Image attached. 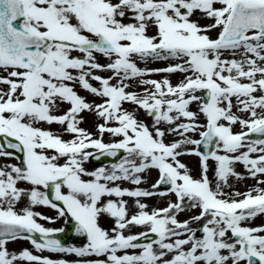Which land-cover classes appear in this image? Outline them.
I'll return each instance as SVG.
<instances>
[{
    "label": "snow or ice",
    "instance_id": "obj_1",
    "mask_svg": "<svg viewBox=\"0 0 264 264\" xmlns=\"http://www.w3.org/2000/svg\"><path fill=\"white\" fill-rule=\"evenodd\" d=\"M101 156L118 162L85 167ZM247 179L255 185L235 190ZM169 196L162 208L143 202ZM37 206L86 243L54 238L64 229L39 223L55 221ZM260 216L264 0H0V264H69L9 251L17 240L78 264H264Z\"/></svg>",
    "mask_w": 264,
    "mask_h": 264
},
{
    "label": "rangeland",
    "instance_id": "obj_2",
    "mask_svg": "<svg viewBox=\"0 0 264 264\" xmlns=\"http://www.w3.org/2000/svg\"><path fill=\"white\" fill-rule=\"evenodd\" d=\"M201 23H208V21H201ZM211 35L213 37H215L216 33L213 32V33H211ZM100 63L104 64V63H107V61L105 59L101 58L100 59ZM139 66L140 67H145V65L143 63H141ZM164 66H166L164 63H154V64L148 65V67H150V68H160V67H164ZM98 74L102 75V76L110 75V73H98ZM149 78L160 80V79H163L164 77H163V75H154V76H151ZM171 79H172L173 84H175L180 79H182V77L180 75H174V76L171 77ZM133 90H135V91H143V89H141V88H134ZM80 94L81 95H87L84 92H80ZM87 99L89 101L95 100V102H97V103L100 102L99 100H97L96 98H94L92 96H87ZM64 107H66V106H64ZM125 107H128L129 110H132V106H130V105H125ZM193 110H195V106H193ZM83 115H84L85 122L81 125V127L85 128L88 131H90L93 134H95V125L99 121H97L95 116L92 115V114L85 113ZM139 118L144 120L146 123L151 124V119L148 118L143 112L139 113ZM201 122H203V117H201ZM45 127H47V126H45ZM51 130L60 131L58 126H52ZM234 131H236V132L240 131L239 126H236L234 128ZM193 138H197L198 139L199 137L198 136H194ZM64 139H70V137L66 135V136H64ZM110 139H111L110 137L105 136V142H108ZM168 139L171 140L173 138L169 137ZM182 161L189 168L192 169L193 176L195 178H199L200 169H199V166H198L199 165L198 158L191 157V156H186V157L182 158ZM10 162L11 163H18L17 161H10ZM111 164L112 163L92 164L89 161L88 163L85 164V167L88 168L89 170H95L96 168H99L101 166L110 167ZM236 170L238 172H241V173L244 172L243 167L240 166V165H237ZM209 176H210V178H212V173L211 172L209 173ZM157 178H158V173L156 171H154V170L151 171L150 173H148V174H146L144 176L145 183L143 185H141L140 187H142V188H151V185L156 181ZM232 183L234 185L235 190H239V191L243 192V191H246L248 188L254 186L256 181H254L252 179H247V180H245L243 182H240V183H237L235 181H232ZM21 186L22 187H26L25 185H21ZM121 186L124 187V188H129V189H132V188L135 187V186L129 184L128 182H124ZM226 191H231V189H226ZM125 199H128L129 200V205L132 206V204H133L132 199L131 198H127V197ZM169 200L174 201L175 197L174 196H169V197H166V198H163V199H161V198H151V199H146L143 202L147 203L149 205V208L151 209L153 207H160V208L165 207ZM24 206H26V202L22 203L21 205H19L18 206V210L20 208H23ZM34 211L41 213L43 216L50 217V218H52L55 221L54 223H50V222L45 221V220H38V222L41 223L46 228L56 230V229H59V228H61L62 226H64L66 224L64 219L58 217V215H57V213H56V211L54 209H51V208H48V207H44V206H37V207L34 208ZM196 214H198V210L190 211V212L181 214L179 216V219L181 221H183V220L188 219L191 215H196ZM101 224L105 228L112 227V221L110 219H108V218H103L101 220ZM262 224H264V216L257 217L255 219V221L253 222V226H259V225H262ZM140 231H143V229H141V228L134 229V232L138 233ZM85 243H86V240L82 239L79 242H77V243H75V244H73L71 246L81 247ZM8 248H9V251L14 252L16 254H19V252H21L22 250L27 249V250L31 251L34 255L48 257V258H51L53 260H61V259H63V260L68 261L69 264H78V262L81 260V258L76 257L75 255H66V254H62V253H49L47 251L37 252L34 249L33 245L30 243L29 240H17L15 242L9 243Z\"/></svg>",
    "mask_w": 264,
    "mask_h": 264
},
{
    "label": "water",
    "instance_id": "obj_3",
    "mask_svg": "<svg viewBox=\"0 0 264 264\" xmlns=\"http://www.w3.org/2000/svg\"><path fill=\"white\" fill-rule=\"evenodd\" d=\"M93 161L95 162H99V161H108V162H111V161H114L116 159H113V158H109V157H103L101 156V158L99 160H95V159H92ZM63 232H58L56 234V236L54 238H57V239H60L61 242L67 246V245H71L74 243V241H78L80 240L81 238L77 237L74 233V229L72 228L71 226V222L68 223V225L64 228ZM39 239V237H37Z\"/></svg>",
    "mask_w": 264,
    "mask_h": 264
},
{
    "label": "bare ground",
    "instance_id": "obj_4",
    "mask_svg": "<svg viewBox=\"0 0 264 264\" xmlns=\"http://www.w3.org/2000/svg\"><path fill=\"white\" fill-rule=\"evenodd\" d=\"M121 155H123V154H121ZM101 161H99V162H97V163H100ZM74 242H76V240L74 241Z\"/></svg>",
    "mask_w": 264,
    "mask_h": 264
}]
</instances>
